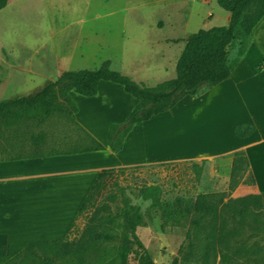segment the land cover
Here are the masks:
<instances>
[{"label": "rangeland", "instance_id": "obj_1", "mask_svg": "<svg viewBox=\"0 0 264 264\" xmlns=\"http://www.w3.org/2000/svg\"><path fill=\"white\" fill-rule=\"evenodd\" d=\"M251 7L252 4L248 5L244 12ZM225 14L227 11L216 1L207 3L205 0H8L0 10V100L36 92L64 70L93 69L106 59L111 60L112 68L156 90L157 84L175 77V63L188 35L198 29L224 25L222 17ZM235 45L229 49L230 58L236 55ZM204 90L200 86L196 95ZM54 93L58 97L49 116L44 119L21 117L2 122L0 137H13L18 149L29 153L76 148L82 139V136L78 139L76 134H81V131L60 109L64 104L61 87L55 88ZM120 98L117 94L114 97L103 95L102 101L94 104L92 115H107L101 113L100 106L115 99L120 101ZM225 101L219 109L213 106L206 114L202 113L205 115L202 119L188 123L186 134L176 139L167 133L172 123L166 125L152 121L145 137H139L146 140L151 149L146 152L161 157L173 150L174 144L182 146L170 153L179 155L187 153H183L189 150L186 146L198 153L206 144L225 145L222 139L226 138L231 120L245 114L240 108L238 112L229 114L231 106ZM81 106L84 113L91 109ZM182 117L185 119L183 113ZM176 118L181 120L180 114ZM112 123L119 122L111 120L109 125ZM100 131L97 130L98 133ZM145 146L135 133L127 146L121 147V158L133 157L129 156L132 154L139 157L142 153L144 157ZM216 162L207 157H171L115 172L108 178L97 204L105 202L107 207L104 209L117 214L121 193H124L145 209L147 202L136 196L138 186L143 183L159 184L166 199L225 189L223 172L220 175L215 173L218 168ZM109 192L117 197L109 200ZM93 208L77 218L66 239L79 237ZM101 211L100 214L105 216V211ZM159 224V218L155 217L149 226L137 232L155 264H170L173 258H178L179 264H194V261L183 263L178 254V248L184 241V229L174 227L162 232ZM227 228L228 225L225 226V236ZM100 229L110 235L109 239L101 242L106 253L102 260L93 259L90 264H119L122 239L127 230L117 217L111 225L106 223ZM231 241L237 246L235 254L242 258L264 251V243L249 246L237 244L233 238ZM138 257L139 252L133 246L128 264H139ZM54 264L76 263L72 259H56Z\"/></svg>", "mask_w": 264, "mask_h": 264}, {"label": "trees", "instance_id": "obj_2", "mask_svg": "<svg viewBox=\"0 0 264 264\" xmlns=\"http://www.w3.org/2000/svg\"><path fill=\"white\" fill-rule=\"evenodd\" d=\"M215 1L230 13L228 23L198 29L189 34L176 61L175 77L157 84L158 89L137 83L120 71L112 69L110 60L106 59L93 69L62 71L55 80L47 82L39 91L0 100V124L21 117L44 119L49 116L58 97L54 89L60 86L63 92L61 100L64 102L60 109L78 125L72 118L77 108L69 96V91L92 96L97 93L99 81H111L122 85L125 92L138 100L126 121L109 125L107 143L112 150H119L123 139L135 123L148 120L153 115L172 108L185 95H196L200 86L209 89L217 85L237 66L249 46L252 28L264 15V0ZM7 3L8 0H0V10ZM250 4L252 7L244 12ZM235 42L236 55L230 58L228 52ZM261 66L262 64H258L257 68L260 69ZM78 127L82 129L81 126ZM254 129L251 123H239L234 126L233 131L236 136L247 137ZM81 136L78 148L65 150L63 153L104 148L89 133L83 131ZM144 164L110 166L99 171L77 213L76 219L94 207L78 238L68 240L65 237L27 245L3 264H54L56 259H72L76 264H90L93 259L102 260L106 248L101 242L109 239L110 235L100 228L106 223L111 225L116 217L121 219L128 232L122 239L119 264H128V256L133 246H136L139 252V264H155L136 232L138 226H149L155 217L160 220L159 227L162 232L174 227L184 229V241L178 248L183 263L194 261V264H264V251L242 258L220 248V232L225 214V189L198 192L188 197L177 195L166 199L163 198L159 184L143 183L138 186L136 196L147 202L145 209H141L140 205L132 202L124 193H121L117 214L104 209L107 203L97 204L110 176L115 172H123L127 168H137ZM116 197L115 193H108L109 200ZM101 210L105 211V216L100 214ZM227 217L229 227L238 230L234 238L235 243L249 246L264 243V191L261 206L249 210L238 206L232 213L227 214ZM75 223L76 221L72 223L69 232ZM262 246L264 248V244ZM170 264H179V259L173 258Z\"/></svg>", "mask_w": 264, "mask_h": 264}, {"label": "crops", "instance_id": "obj_3", "mask_svg": "<svg viewBox=\"0 0 264 264\" xmlns=\"http://www.w3.org/2000/svg\"><path fill=\"white\" fill-rule=\"evenodd\" d=\"M205 1L208 3L215 0ZM208 13L212 16L210 11ZM227 13L222 17L224 25L230 19V13ZM189 14L191 16V12ZM249 39V46L226 79L199 95H185L172 108L135 123L122 143V147H126L129 139L136 133L145 146L146 140L141 138L145 137L152 121L166 125L172 123L167 133L170 138L176 139L186 134L188 123L202 119L205 116L202 113L206 114L213 106H222L227 100L231 106L229 114L238 112V108L245 111V114L231 120L226 138L222 139L225 143L223 146L206 144L204 150L198 153L186 146L189 150L183 153H187L179 155L170 153L182 146L174 144L175 148L167 151L165 156L156 157L146 152L151 150L146 145V157L142 153L139 157L135 154L129 155L136 158H121L122 148L118 151L112 150L107 143L109 122H124L138 100L125 92L122 85L105 80L99 81L97 93L92 96L69 91V96L77 108L72 118L83 129L78 127V131L89 133L104 146L103 149L75 153H63L61 150L29 153L18 149L13 137H0V264L27 245L67 237L72 223L77 220L81 203L102 168L171 157H207L217 161L218 168L215 173L220 175L223 172L226 190L219 246L236 253L237 246L232 243L231 238L234 241L238 230L229 227L227 214L232 213L238 206L245 210L261 206L264 191V15L252 28ZM258 64H262L260 69L257 68ZM114 94L121 97V100L115 99L114 102H105L100 106L101 113L107 115L93 116L94 104L98 105L103 95L114 97ZM81 105L91 109L84 113ZM182 113L185 119L181 118ZM177 114H180L181 120H176ZM241 122L251 123L255 127L247 137L234 134V126ZM98 129H101L100 133L97 132ZM79 133L76 134L78 139ZM77 145L76 148L79 147ZM226 225L228 228L225 236ZM143 227L147 226H138L136 232Z\"/></svg>", "mask_w": 264, "mask_h": 264}, {"label": "bare ground", "instance_id": "obj_4", "mask_svg": "<svg viewBox=\"0 0 264 264\" xmlns=\"http://www.w3.org/2000/svg\"><path fill=\"white\" fill-rule=\"evenodd\" d=\"M255 158V157H254ZM256 159V158H255ZM61 198V197H60ZM44 212V211H43ZM41 216H43V213H42V215Z\"/></svg>", "mask_w": 264, "mask_h": 264}]
</instances>
